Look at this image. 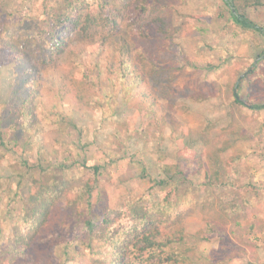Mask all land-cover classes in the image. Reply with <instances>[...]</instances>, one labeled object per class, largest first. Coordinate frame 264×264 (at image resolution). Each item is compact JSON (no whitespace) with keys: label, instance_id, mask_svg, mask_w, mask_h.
Returning <instances> with one entry per match:
<instances>
[{"label":"rangeland","instance_id":"obj_1","mask_svg":"<svg viewBox=\"0 0 264 264\" xmlns=\"http://www.w3.org/2000/svg\"><path fill=\"white\" fill-rule=\"evenodd\" d=\"M76 1L0 0V17L10 22L8 31L0 34L2 47L8 52L25 51L28 63L42 72V81L36 85V72L29 77L13 63L0 66V104L11 108L1 113L5 118L10 114L11 119L0 127V177L12 176L15 167L27 169L26 163L38 166L33 177L23 182L19 202L0 195V245L24 240L15 228V216L24 211L40 222V214L55 199L63 198L57 193L80 184L82 170L77 163L88 157L101 166V173L90 203L81 206L98 228L107 214H120L130 190L154 204L160 202L162 192L171 190V183L161 187L162 192L150 190V183L141 179L145 169L154 178L171 177L176 184L166 228L183 229L194 239L204 235L206 240L197 242L195 264H264L260 258L264 249V109L243 106L233 115L232 99L224 95L203 102L190 98L191 93L212 85L225 92L227 83L245 78L241 95L264 102V36L239 30L225 33L231 18L224 0H158L154 14L170 24L169 35L133 39L137 51L156 54L169 71L149 77L157 113L119 90L110 98L102 122L75 94L64 93L61 99L58 78L60 74L70 76L73 69L65 61L52 60L57 19L67 15L69 5ZM88 1L98 5L96 0ZM240 1L242 7L247 0ZM245 12L264 27V0L258 9L246 7ZM154 23L151 25H159ZM131 34L132 28L124 20L120 36L129 39ZM72 45L78 46L76 42ZM88 51L85 58L97 62L99 54ZM178 57H187L192 66L170 69ZM251 65L257 66L252 82L248 80ZM149 66L146 60L141 68L144 71ZM17 87L20 96L34 93L26 106L15 98ZM208 124H212L210 135L224 134L229 145L221 157L230 178L212 186L203 184L211 162L200 135ZM232 158L236 161L228 165ZM164 165L173 167L171 176L164 173ZM212 199L234 201L247 213L241 212L235 221L219 224L208 233L202 207ZM99 244L95 241L94 247Z\"/></svg>","mask_w":264,"mask_h":264},{"label":"trees","instance_id":"obj_2","mask_svg":"<svg viewBox=\"0 0 264 264\" xmlns=\"http://www.w3.org/2000/svg\"><path fill=\"white\" fill-rule=\"evenodd\" d=\"M96 1L98 5L95 6L88 0H77L69 5L67 15L57 19L56 32L51 42L52 60L65 61L73 69L70 76L60 74L58 78L62 85L61 99L65 95L75 94L80 104L90 108L93 114H99L100 120L104 122L110 98L120 90L125 97L140 100L150 112L156 114L155 97L148 87L149 77L169 71L160 64L156 54L147 55L137 51L133 39L143 41L152 39L153 36L169 35L170 24L154 14L158 0ZM224 2L230 9L231 18V22L224 27L225 33L239 30L242 33L257 32L264 36V27L251 20L245 12L246 7L258 9L263 5V0H247L242 7L240 0L239 3L237 0ZM149 18L152 19L147 22ZM124 20L132 28V38L120 36L121 22ZM153 22L159 25H151ZM9 25V20L0 17V34L7 32ZM74 42L78 46L72 45ZM86 50L90 54H99L97 62L85 58ZM23 52L25 51L19 49L8 52L0 43V66L13 63L14 68L29 77L36 72L38 75L34 82L38 85L42 81V72H37L28 63ZM146 60L150 66L143 67V71L141 65ZM175 64L170 69L174 67L176 71H180L184 67H191L192 61L187 57H178ZM214 69L217 70L218 67ZM256 71L257 66L251 65L248 71L250 82ZM73 74L74 78L71 76ZM238 79L227 83L225 92L221 86L212 85L191 93L190 98L195 102H203L212 97L222 99L224 95L232 99L233 115L240 112L243 106L257 111L264 109V102L256 103L254 99L248 100L241 95L245 78L239 82ZM22 81L25 82L23 79ZM18 89L17 87L15 90V98L23 101V106H26L33 99L34 93L29 91L28 97L20 96L21 89ZM2 109L11 108L0 104V127L11 119L10 114H6V118L2 116ZM24 117L29 119L30 116ZM211 127L212 124H208L200 135L203 144L209 149L207 155L211 170L206 172L203 181L208 186L230 178L227 177L228 171L221 157L229 148L227 138L224 134L212 137ZM0 139L2 140L1 130ZM234 161L236 159L232 158L228 165ZM77 165L82 170L80 184L57 193L63 198L55 199L51 207L40 214V222L24 211L15 216V228L24 236V240L0 245V264L9 260V264H195L197 242L206 240L204 235L200 234L194 239L183 229H167L165 226V219L172 212L171 196L177 189L176 184L171 182V177L154 178L144 169L141 179L150 183V190L162 192L161 187L169 186L170 183L171 190L162 192L160 202L156 204L150 199L145 201L137 198L136 191L130 190L120 214H107L98 228L81 205L90 203L101 166L88 157H84ZM36 167L38 166L35 164L26 163L27 169L15 167L12 176L0 177V195L9 202H19L22 199L20 189L23 182L33 177ZM172 168L171 165H164L163 171L171 176ZM202 210L208 222V233L215 231L219 224L235 221L243 212L247 213L243 205L234 201L225 203L222 199H212L208 205L203 204ZM213 220L218 221V224L212 223ZM60 228L63 230H59ZM95 241L100 244L94 247Z\"/></svg>","mask_w":264,"mask_h":264},{"label":"crops","instance_id":"obj_3","mask_svg":"<svg viewBox=\"0 0 264 264\" xmlns=\"http://www.w3.org/2000/svg\"><path fill=\"white\" fill-rule=\"evenodd\" d=\"M260 247H262L261 245H260ZM262 249V248H261ZM260 258H261V260L264 262V249H262L261 251H260ZM248 264H257L256 262L254 263V262H252L251 261V263L249 262Z\"/></svg>","mask_w":264,"mask_h":264}]
</instances>
